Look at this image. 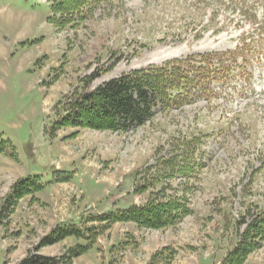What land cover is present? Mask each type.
<instances>
[{
    "label": "rangeland",
    "instance_id": "obj_1",
    "mask_svg": "<svg viewBox=\"0 0 264 264\" xmlns=\"http://www.w3.org/2000/svg\"><path fill=\"white\" fill-rule=\"evenodd\" d=\"M52 2L0 0V139L8 141L0 207L17 180L43 184L0 217V264H18L58 223L98 227L87 219L144 204L161 188L134 190L148 167L193 147V177L165 181V194L186 191L190 214L159 230L113 223L72 264H218L264 208V0H110L107 17L98 11L60 31L49 20ZM251 42L262 57L248 84L235 79L221 93L219 84L124 132L66 126L50 135L55 105L95 70L88 90L132 69ZM86 243L70 236L38 252L61 256ZM244 264H264V241Z\"/></svg>",
    "mask_w": 264,
    "mask_h": 264
},
{
    "label": "trees",
    "instance_id": "obj_2",
    "mask_svg": "<svg viewBox=\"0 0 264 264\" xmlns=\"http://www.w3.org/2000/svg\"><path fill=\"white\" fill-rule=\"evenodd\" d=\"M108 2L110 0H53L49 20L57 31L78 29L98 11L101 17L111 14L106 5ZM252 43H243L231 51L190 55L160 65L150 64L132 69L88 90L91 79L101 74V71L95 70L84 78V84L78 91L70 94L69 98V95L63 97L55 105L57 118L50 128V135L66 126L124 132L143 125L157 111L190 104L202 96L210 97L219 84L216 90L220 93L235 79L242 80L243 85L248 84L254 60L262 57L251 54L256 51ZM258 43L260 40L256 41ZM6 143L8 141L0 139V152L6 151ZM193 148L148 167V171L153 169V172L148 177H142V182L134 190L143 192L158 184L161 188L153 191L144 204H132L87 219L98 222V227L83 228L75 224L58 223L33 248L27 250L18 264H72L76 257L87 252L94 244L99 232L116 222H134L140 227L156 230L176 226L192 210L183 189L174 188V194H165V187L170 186L165 181L176 180L177 177L189 180L193 177L195 167L200 166L199 157ZM12 156H15L14 147ZM36 178L23 177L12 184L1 204L0 217L6 211L12 212L23 196L42 190L43 184ZM68 179L63 176L55 181ZM249 218V221L244 222V230L237 231L235 244L226 251L218 264H244L251 253L261 248L264 241V208L250 214ZM70 236L84 238L87 243L70 247L61 256H46L38 252L41 247L58 243Z\"/></svg>",
    "mask_w": 264,
    "mask_h": 264
},
{
    "label": "bare ground",
    "instance_id": "obj_3",
    "mask_svg": "<svg viewBox=\"0 0 264 264\" xmlns=\"http://www.w3.org/2000/svg\"><path fill=\"white\" fill-rule=\"evenodd\" d=\"M171 52V51H170ZM173 52V51H172Z\"/></svg>",
    "mask_w": 264,
    "mask_h": 264
}]
</instances>
